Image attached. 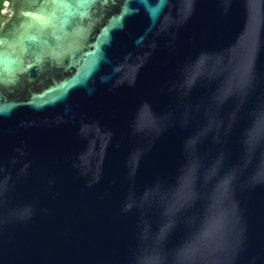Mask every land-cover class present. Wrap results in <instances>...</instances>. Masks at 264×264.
Returning a JSON list of instances; mask_svg holds the SVG:
<instances>
[{"label": "water", "instance_id": "95a60500", "mask_svg": "<svg viewBox=\"0 0 264 264\" xmlns=\"http://www.w3.org/2000/svg\"><path fill=\"white\" fill-rule=\"evenodd\" d=\"M1 12L0 264H264V0Z\"/></svg>", "mask_w": 264, "mask_h": 264}, {"label": "snow or ice", "instance_id": "6c2138e0", "mask_svg": "<svg viewBox=\"0 0 264 264\" xmlns=\"http://www.w3.org/2000/svg\"><path fill=\"white\" fill-rule=\"evenodd\" d=\"M88 2L91 4V3H94L95 2V0H88ZM145 2L147 3L148 2V0H145ZM164 2H165V0H159V3H160V5H163L164 4ZM153 12H155L156 11V9H153L152 10ZM42 23H47V20L46 19H44V18H42ZM14 82V81H13Z\"/></svg>", "mask_w": 264, "mask_h": 264}, {"label": "trees", "instance_id": "16d2710c", "mask_svg": "<svg viewBox=\"0 0 264 264\" xmlns=\"http://www.w3.org/2000/svg\"><path fill=\"white\" fill-rule=\"evenodd\" d=\"M5 0H0V23L3 21V19H5V17L7 16V13L6 14H3L1 12V9L3 8V3H4ZM8 1H11V0H8Z\"/></svg>", "mask_w": 264, "mask_h": 264}]
</instances>
